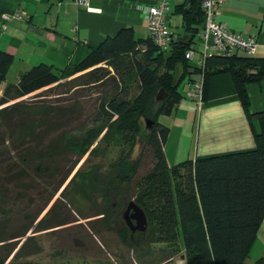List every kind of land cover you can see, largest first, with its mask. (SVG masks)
Masks as SVG:
<instances>
[{"label":"trees","instance_id":"1","mask_svg":"<svg viewBox=\"0 0 264 264\" xmlns=\"http://www.w3.org/2000/svg\"><path fill=\"white\" fill-rule=\"evenodd\" d=\"M201 1L181 0L174 6L173 13L181 16L183 35H176L167 51L158 48L150 36L135 38L131 28H122L105 37L76 65L59 70L38 64L5 86L0 96V184L12 189L23 186V194H18V189L9 192L14 204L35 215L42 213L86 152L81 150L71 159L73 151L63 143L64 126L70 121L66 110L50 117V113L31 112L17 100L41 89L54 90L59 81L77 73H82L80 78L87 77V84H102L109 75L111 91L106 101L98 103L96 120L116 118L119 129L135 131L137 120L146 117L151 126L147 144L153 167L136 182L134 195V203L146 216L149 243L165 245L161 249L163 260L181 256L187 264H245L264 219L261 138L253 151L196 159L194 163L185 160L171 167L163 152L169 130L158 118L175 109L182 98L179 88L184 79L196 82L189 74H200L204 100L208 77L229 72L246 111L249 98L245 84L264 80V58L240 50L209 58L202 68H191L184 53L195 47L199 38L204 21ZM11 61V54L0 50V84ZM155 103L159 105L152 113ZM261 122L264 125V118ZM30 124L38 125L21 132ZM254 264H264V255Z\"/></svg>","mask_w":264,"mask_h":264},{"label":"rangeland","instance_id":"2","mask_svg":"<svg viewBox=\"0 0 264 264\" xmlns=\"http://www.w3.org/2000/svg\"><path fill=\"white\" fill-rule=\"evenodd\" d=\"M80 75L59 81L54 90L41 89L17 100L31 112L50 113V117L66 110L70 121L64 126L63 143L73 151L71 159L81 150L86 152L39 215L9 198V192L16 189L23 194V186L12 189L0 184V262L172 264L162 258L163 243H149L148 225L142 232L132 231L123 217L127 205L135 202L136 182L153 167L147 144L149 120L140 117L135 131L119 129L116 118L96 120L98 103L106 101L111 91L110 76L102 84H87V77ZM185 87L184 79L179 91ZM158 105L155 103L152 113ZM37 125L30 124L21 132ZM33 196L37 200L38 191Z\"/></svg>","mask_w":264,"mask_h":264},{"label":"crops","instance_id":"3","mask_svg":"<svg viewBox=\"0 0 264 264\" xmlns=\"http://www.w3.org/2000/svg\"><path fill=\"white\" fill-rule=\"evenodd\" d=\"M153 0H89L88 7L74 0H0V50L12 56L0 96L8 83L16 82L32 66L45 64L64 69L82 61L105 37L122 28H131L135 38L149 36L141 7ZM170 13V30L183 35L180 14ZM25 11L24 20H11L1 29L3 14ZM218 20L229 30L255 40L256 58H264V0H224ZM199 37V36H197ZM199 39V38H198ZM196 39L195 59L202 50ZM239 54H243L239 52ZM189 68V69H191ZM201 80L197 72L189 74ZM186 80L182 98L170 115L158 120L168 128L163 152L168 167L185 160L253 151L257 138L264 144V80L247 82V111L236 91L229 72L213 73L207 80L205 99L199 105L192 96L193 82ZM264 255V219H262L245 263L254 264ZM172 264H187L181 256L167 259ZM164 261V262H165Z\"/></svg>","mask_w":264,"mask_h":264},{"label":"built area","instance_id":"4","mask_svg":"<svg viewBox=\"0 0 264 264\" xmlns=\"http://www.w3.org/2000/svg\"><path fill=\"white\" fill-rule=\"evenodd\" d=\"M77 5L88 7L89 0H74ZM176 0H153L151 4L142 6L141 12L147 23L149 36L153 43L163 51H167L176 39L170 30V13L172 3ZM224 0H202L201 7L204 14L202 28L198 34L202 50L196 60L198 67H204L207 59L214 56H229L237 50L247 55L255 53V40L229 30L218 20L220 8ZM5 28L6 22L11 20H24L27 18L25 11H17L11 14H3ZM196 46H190L184 53L188 61L195 59ZM192 96L197 99L198 104L202 102L203 82L196 81L192 87Z\"/></svg>","mask_w":264,"mask_h":264},{"label":"water","instance_id":"5","mask_svg":"<svg viewBox=\"0 0 264 264\" xmlns=\"http://www.w3.org/2000/svg\"><path fill=\"white\" fill-rule=\"evenodd\" d=\"M124 220L132 231H144L147 225L143 210L134 202H130L123 214ZM135 223H134V222Z\"/></svg>","mask_w":264,"mask_h":264}]
</instances>
